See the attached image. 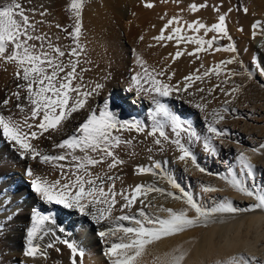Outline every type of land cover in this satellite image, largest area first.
Wrapping results in <instances>:
<instances>
[{
    "label": "bare ground",
    "instance_id": "1",
    "mask_svg": "<svg viewBox=\"0 0 264 264\" xmlns=\"http://www.w3.org/2000/svg\"><path fill=\"white\" fill-rule=\"evenodd\" d=\"M233 1L85 0L89 5H84L83 8L82 29L78 40L79 47H77V40L74 38L71 41L63 33L65 28H72L74 31L77 21L70 7L71 0H22L23 6L33 21L37 22L38 33L46 35L48 40L66 52L63 58L65 63L79 61L76 69L79 78L74 81V84L83 85L84 91L95 90L96 84L103 85L88 98L85 109L73 113L69 119L62 122L58 129H50L39 139L32 141L43 154H64L65 150L56 148L55 145L74 134L79 135L77 129L89 114V110H103L105 101H109L118 119L138 121L145 126L146 131L141 133L135 129L131 131L124 129L116 132L115 134L119 135L122 141H126L113 149L116 156L124 163L110 171L105 163L96 166L93 171L108 172L115 178L116 188L123 189L126 193L136 185L162 189L140 198L143 204L151 203L152 207H146L145 211L153 217H166L168 213L161 210L166 208L188 209L190 216L195 215L194 210L189 209L185 202L184 193L191 195L197 204L206 210L217 207L222 201H230L233 207L238 209L235 213H217L213 217L214 222H210L207 226L189 228L148 246L141 264H155L157 256H163L164 253L178 246H182L189 253L184 264H214L216 260L236 253L256 257L255 264H264V210H253L252 205L257 203L255 198L232 188L224 179V177L231 179L235 175L237 179L247 183L249 188L258 192L264 190V164L256 161V158L260 156L259 153L264 151L251 150L258 146L255 130L246 125L240 126L241 124L235 120L237 116L244 114V110L257 111L261 102L259 95L256 94L259 86L250 82L249 78L242 81L240 78L233 77L227 81L225 73H221V64L219 75L212 73L209 76H203L205 71L218 66L215 62L209 65L204 63L218 52L211 51L216 45L219 48H226L229 45L236 47V52L229 51L227 55V61L236 60L233 64L238 62L247 64L250 58L253 59L255 64H253L250 79H255L259 75L256 71L264 74V68L261 66L264 63L259 60L261 62L259 64L256 57V55H259V58L264 57V44L261 48H257L253 45V41L258 39L251 36L254 32L256 34L264 32L262 29L264 0H236L238 4ZM7 2L9 0H0V5ZM146 3H152L154 6L146 7ZM192 4L207 6L193 12ZM245 8L248 9L247 12L244 11ZM41 12L44 15H41ZM221 15L226 17L228 34L232 38L225 43L223 41L226 37H220L217 33L205 35L203 30L195 33L185 26L186 23L193 21H200L211 26L218 22ZM173 17H177L179 23L165 29V25ZM257 21L261 22V27L254 29L253 25ZM177 26L181 27L183 36H201L204 39H210L216 35L217 40L210 49L196 53L195 50L198 47L196 44L186 41L177 43L172 32V29ZM162 30L165 36L173 35L174 38L161 41L154 39L161 34ZM72 48H77V56L68 54ZM177 51L183 53L179 58H176ZM189 53L193 54L189 55ZM219 55H217L218 58ZM138 58L144 62L143 65L138 63ZM144 68H147L152 75L163 71L164 75L157 76V79L179 85L181 89L187 83L185 77L191 75L193 76L192 86L187 91L173 92L167 97H160L155 92L130 91L132 76L136 73L143 75ZM14 72V65L0 61V102L9 97L20 83ZM196 75H200L202 79L196 80ZM142 83L145 88L151 86L146 80H142ZM235 87H240L241 90L228 95L227 93ZM201 88L204 89L203 92L198 91ZM210 89L213 90L211 93ZM156 101L179 115L199 136L197 140L182 133L181 138V142L193 153L195 163L191 159L180 160L181 153L170 142L165 141L162 145H157L154 143V138L146 134L153 124V113L157 108ZM226 101L228 103H225ZM19 103L27 105V101L23 99ZM197 103L205 107L198 109L195 107ZM16 104L17 101L14 98L8 106L0 103V114L11 115L14 119L23 121L27 108L25 112H21ZM225 108L228 109L227 112L224 111ZM214 112L223 114L225 119L215 124ZM157 119L163 118L157 117ZM210 124L223 129L226 135L219 139L215 138L214 134L208 130ZM243 128L250 134H241L239 129ZM165 131L171 139L176 138L169 124H166ZM227 139L232 140L235 145L245 143L248 146L247 155L256 165L254 181L246 176L239 163L238 156L241 150H237L239 152L234 154V158H231L230 154L224 155L221 142L226 144ZM206 140H211L215 146L214 152L204 147ZM219 155H224L222 162L225 165L228 164L220 171L215 162L210 163L214 157L218 161ZM68 163L69 161L44 163L38 159L34 161L31 158H21L15 148L10 147L6 140L0 138V226H2L0 228V264H71L70 249L60 243L63 240L76 243L85 252L83 258H77V264H110V258L105 253L112 243L119 242L118 238L124 235L119 231L120 226H136L133 221L118 219H109L98 224L90 216L81 214L75 209L46 203L34 193L31 181L35 176L49 181L60 179L58 165ZM139 167L152 168L153 172L139 174ZM28 168L32 169L33 176L27 175ZM200 168L205 171L201 172ZM221 170L227 171L222 174ZM205 187L219 190L204 191ZM169 193L181 198L176 199ZM141 206L143 205L138 201L134 207L124 210L123 213L114 211L113 217L127 214L141 218L139 216ZM118 208L119 205H117ZM36 210L52 217L55 221V223L52 220L45 223L44 229L47 234L42 233L43 239L36 241L47 253V256L43 258L25 255L27 231L31 227V218ZM60 229L64 231L61 232ZM108 229H116V235L106 238L98 235L99 231ZM49 243H52L54 247L48 248Z\"/></svg>",
    "mask_w": 264,
    "mask_h": 264
},
{
    "label": "snow or ice",
    "instance_id": "2",
    "mask_svg": "<svg viewBox=\"0 0 264 264\" xmlns=\"http://www.w3.org/2000/svg\"><path fill=\"white\" fill-rule=\"evenodd\" d=\"M84 4L85 0H71L70 5L77 21L74 33H69V35L74 36L77 40V47H79L78 40L82 29ZM153 6L152 3H146V7L151 8ZM206 6L205 4L199 6L192 4L191 10L195 12ZM244 11L247 12L248 9L245 8ZM40 14L44 15L43 12ZM178 23L179 19L173 17L165 25V29ZM185 26L195 33H200L203 30L205 35L207 33H217L220 37L232 39L228 34L224 15L219 16L218 22L213 23L211 26L200 21L186 23ZM57 27L60 26L57 25ZM260 27L261 22L259 21L253 25L254 29ZM64 30L67 31V29ZM172 32L177 39V43L186 41L187 43L196 44L198 46L195 50L196 53L210 49L217 40L216 35H213L210 39H204L201 36H183L181 35L182 29L179 26L173 28ZM173 38V35L165 36L164 30H162L161 34L154 39L161 41L172 40ZM220 50V48L216 49V51ZM223 50L236 52V47L229 45ZM68 54L77 56V48H72ZM192 54L189 53V55ZM181 55H183L182 52H176V58ZM65 56L66 52L64 50L58 45H54L46 35L38 33L37 22L33 21L23 6L22 0H9V2L0 5V61L14 65V75L20 81L16 90L0 103L8 106L14 98L17 101L16 107L21 112H25V108H27L23 121L16 120L11 115L0 114V138L6 140L10 147L15 148L21 158H31L34 161L38 159L44 163L69 161L68 164L58 165L60 179L49 181L40 176H35L32 179L31 187L34 193L44 202L75 209L81 214L90 216L98 224L109 219L134 222L136 225L134 227L120 226L119 231L124 235L118 238L119 242L112 243L105 253L110 258V264H141V259L146 254L148 246L182 233L189 228L200 225L207 226L210 222H214L213 217L217 213H235L238 211L230 201H222L217 207L206 210L197 204L191 195L184 193L183 198L189 209L194 210L195 215L190 216L188 209L174 210L166 208L161 209L168 213L166 217H153L145 211L146 207H152L151 203L143 204L140 198L147 197L148 193L153 191H162V189L136 185L126 193L125 190L116 188L115 178L109 175L108 172L93 171L96 166L105 163H107L109 171L124 163L116 156L113 149L126 141H122L121 137L115 134L116 132L124 129L129 131L135 129L141 133L146 131L145 126H142L138 121H121L118 119L112 111L109 101H105L103 110H89V114L77 129L79 135L74 134L55 145L56 148L65 150L64 154H43L32 141L39 139L43 133L48 132L50 129H58L62 122L69 119L73 113L85 109L88 98L94 94V91H98L103 87V85L96 84L95 90L84 91L82 90L83 85L74 84V81L79 78L76 71L79 61L65 63L63 59ZM235 62V59H229L221 63L231 64ZM138 63L144 64L139 58ZM212 73L219 75L220 66L205 71L203 76H209ZM238 74L244 73H236L235 71L230 73L231 76ZM162 75H164L163 71L152 75L147 68H144L143 75L136 73L132 76V85L129 90L155 92L160 97H167L172 95L173 92L187 91L192 86L193 76L191 75L185 77L187 83L183 89L179 85H172L157 79V76ZM248 75L252 74L249 72ZM195 79L201 80L202 77L196 75ZM142 80L150 82L151 86L145 88ZM240 90V87H235L227 94L232 95V93ZM198 91L203 92L204 89L201 88ZM211 91L213 90L210 89L209 92L211 93ZM22 99L27 101V105L19 103ZM225 103H228V101ZM156 104L157 108L153 113V124L151 130L146 134L153 137L154 143L157 145H162L165 141L170 142L181 153L180 160L191 159L195 163L193 153L181 142V138L182 133L197 140H199V136L192 130L191 125L179 115L169 111L159 101H156ZM195 107L203 109L205 105L197 103ZM224 111L227 112L228 109L225 108ZM213 115L215 124H219L225 119L224 115L219 112H214ZM157 117L163 119H157ZM166 124L171 126L172 132L175 133V139H171L165 131ZM208 130L217 139L226 135L223 129H218L214 124H210ZM204 147L210 152L215 151V146L211 140H206ZM262 149H264V144L260 145L259 148H254L253 152H261ZM238 160L246 176L254 181L256 178V165L253 164L251 157L245 153H240ZM156 167H159V165H156ZM197 167L199 166L197 165ZM199 170L201 172L205 171L203 168ZM26 171L27 175L33 176L31 168ZM151 172H153L152 168H138L139 174ZM224 179L232 188L244 195L255 198L257 203L252 205L253 210H264V190L258 192L249 188L247 183L237 179L235 175L231 179L227 177H224ZM218 190L213 187L204 188V191ZM169 195H173L176 199L181 198L176 197L173 193H169ZM138 201L143 205L139 208L141 218L127 214L113 217L114 211L118 210L123 213L124 210L134 207ZM117 205H119L118 209ZM31 220V227L27 231L25 255L32 258L46 257L47 253L36 241L43 239L42 233L47 234L44 229L45 223L50 220L53 223L55 221L52 217L43 215L38 210L34 211ZM60 231L62 232L64 229H60ZM116 232V229H108L99 231L98 235L101 238H106L115 236ZM60 243L65 244L70 249L71 264H77V258L84 257L85 252L76 243L69 240H63ZM47 247L53 248L54 245L49 243ZM57 250L59 251V249ZM188 255L187 250L182 246H178L164 253L163 256H157L155 264H184ZM255 262L256 257H249L245 253H236L227 258L216 260L214 264H255Z\"/></svg>",
    "mask_w": 264,
    "mask_h": 264
},
{
    "label": "rangeland",
    "instance_id": "3",
    "mask_svg": "<svg viewBox=\"0 0 264 264\" xmlns=\"http://www.w3.org/2000/svg\"><path fill=\"white\" fill-rule=\"evenodd\" d=\"M61 1H64V0H61ZM235 1L236 0H234L233 2L235 4H238ZM237 1H239V0H237ZM84 5L85 6H88L89 3L88 2H85ZM65 29H67V31L63 30V33L66 35V38H68L71 41H73L74 36H70L69 33H74V31L72 30V28H65ZM262 29L264 30V27ZM258 34H255V35L252 34L251 36H254L253 38L258 39V40L253 41L254 42L253 45L256 46L257 48L258 47L261 48V46L264 44V32L261 31V33H258ZM251 36L250 35L249 36L247 35V37H249V38H252ZM227 40L228 39L224 38L223 43L227 42ZM217 48H219V47L216 45V47L213 48L214 50L211 49V51L212 52H216L215 50ZM220 48H221L220 51L216 52V54L214 53V55H216V56L212 55V57H210L209 59L205 60V62H204L205 65L206 64L209 65V64H212L214 62L217 65H219V66L221 64L222 65L221 66V69H222L221 70V73H225V75H226L225 77H226V80L227 81L230 80L233 77L235 79L236 78H240V80L242 79V81H245L246 79L249 78L250 82H253V84L259 86V87H257L256 94L259 95V99H260L261 102L258 105L259 107H258L257 111H252V109H250L249 111L244 110V114L243 115H240V116H237L236 119H235V120L238 121V123L241 124L240 126L246 125L248 128H251V129L253 128L255 130L256 135H257V137H255V140H258L257 141L258 142L257 148H259L260 145L264 144V107H263L264 106V74L261 73V72H259V71H256L257 74H259V75L256 76L255 79H250L251 78L250 77L251 75H248V73L249 72L250 73L252 72L253 64H255V61H253V59H251V58L248 60V63L247 64L246 63L244 64V62L243 63H239L238 62L237 64H233V63H231V64H222L221 62L227 61V55H228L229 51H224L223 50L224 47H220ZM219 54H221V55H219ZM217 55H219V58H220L219 61L220 62L218 61L219 58L217 57ZM225 56H226V59H225ZM258 56L256 55V57L258 59V60L256 59L257 62H259V64H261V62L264 63V57L263 58L262 57L259 58ZM221 58H224V59H221ZM259 60L260 61L262 60V61L260 62ZM261 66H263V68H264V65L263 64H261ZM232 71H235L236 73H244V74H238V75H235V76H231L230 73ZM244 75H246V76H244ZM239 130H240V133L243 134V135H244V133H246L245 132V130H246L245 128L239 129ZM246 134L248 135L250 133H246ZM246 138H248V137H246ZM227 141H228V143H226V144H224L223 142H221V146L224 148L223 149L224 155L230 154V157L231 158H234V154H236V152H239L240 150L241 151L239 152V154L241 152L242 153H245V154L249 153L248 152V149H247L248 146L245 143H241V145H240V143L237 144V145H235L232 140H228L227 139ZM227 146H232V147H227ZM231 148H235V149L232 150ZM237 150H239V151H237ZM246 150H247V152H246ZM251 150H253V149L251 148ZM262 150L264 151V149H262ZM259 154H260V156H258L259 157L258 159L256 158V161L257 160L260 161L259 164H262V163L264 164V162H263L264 159L262 160V158H264V152L263 153H259ZM223 156L222 155L221 156L219 155L218 158L220 160L218 159V161H217V158L216 157H214L213 160L211 159V161L209 159L208 160L210 161L211 164L215 162L217 169H219V171H220V169H223L224 167H227L228 166V164H226V165L223 164V162H222V160L224 158ZM260 159L262 160V162H261ZM226 171L227 170H225V171L224 170H221V173L222 174H225ZM209 198H211V197H209Z\"/></svg>",
    "mask_w": 264,
    "mask_h": 264
}]
</instances>
